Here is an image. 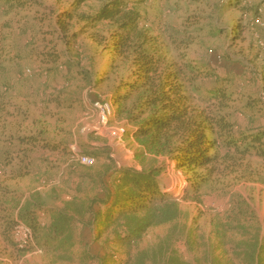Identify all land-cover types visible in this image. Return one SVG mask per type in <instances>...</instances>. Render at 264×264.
Wrapping results in <instances>:
<instances>
[{
	"label": "rangeland",
	"instance_id": "obj_1",
	"mask_svg": "<svg viewBox=\"0 0 264 264\" xmlns=\"http://www.w3.org/2000/svg\"><path fill=\"white\" fill-rule=\"evenodd\" d=\"M101 1L80 6L64 32L60 13L76 0H29L22 7L0 0V264H102L85 259L87 252L98 259L108 253L129 256L132 264L142 258L141 264H251L253 251L263 261L264 158L253 153L239 159L230 153L209 175L206 168L193 172L148 150L133 134L137 123L112 100L124 69L104 77L111 55L93 39L95 29L72 37L84 24L80 14L94 13ZM241 1L148 0L140 10L143 25L162 40H189L191 57L236 76L229 111L254 128L264 124V0ZM55 52L59 60L49 61ZM103 100L112 101L114 113L107 128L97 131L92 104ZM29 136L65 147L52 151L22 140ZM74 147L94 155L96 162H76ZM227 152L221 149L222 155ZM122 167H156L163 192L174 195L154 204V223L130 245L113 241L127 234L120 223L100 232L104 222L94 220L105 208L100 203L77 221L76 243L67 253L61 251L64 259L60 252L36 246L24 250L19 243L23 231L3 235L2 217L15 200L41 203L38 216L47 226L48 210L75 199L88 202L97 195L101 177L111 186ZM201 175L206 178L200 180Z\"/></svg>",
	"mask_w": 264,
	"mask_h": 264
},
{
	"label": "trees",
	"instance_id": "obj_2",
	"mask_svg": "<svg viewBox=\"0 0 264 264\" xmlns=\"http://www.w3.org/2000/svg\"><path fill=\"white\" fill-rule=\"evenodd\" d=\"M27 1L6 0L16 3V7L24 6ZM146 1L102 0L94 13L80 14L84 24L72 34L76 37L85 29H95L93 39L111 55L104 77L124 69L116 78L112 100L121 112L127 111L129 119L137 123L133 134L148 150L173 158L178 167L193 172L206 168L209 175L217 171L222 156L232 157L230 153L239 159L253 153L264 158V124L250 128L248 122L244 125L229 111L236 76L221 74L191 57L187 51L189 40L171 38L167 43L150 31L142 23L140 10V5ZM241 2L235 0V3ZM86 3L89 0H76L72 8L60 13L62 31H68L79 7ZM255 12L258 13L257 8ZM48 58L56 62L59 55L55 52ZM22 140L40 142L44 149L52 151L65 147L48 139L39 140L37 136ZM221 149L228 151L227 154L222 155ZM160 172L156 167L141 171L116 169L110 180L112 185L101 177L97 195L88 202L75 199L64 208L48 210L47 226H42L38 216L43 207L41 203L32 198L15 200L13 197L16 202L7 216L2 217V233L5 237L12 236L16 226L24 223L33 231L32 239L23 244L24 250L36 246L48 252L67 253L76 243L77 221L100 203L105 208L94 214L98 224L104 222L100 232L120 223L127 234L116 236L113 241L130 245L154 223V211L158 207L154 204L174 198L173 194L163 192L157 177ZM205 178L201 175L200 180ZM256 254L257 251L251 252L248 261L264 264L263 258L257 259ZM59 255L64 259V254ZM83 257L102 264H132L129 256L113 253L106 254L103 259L90 252ZM143 261L144 258L137 263Z\"/></svg>",
	"mask_w": 264,
	"mask_h": 264
},
{
	"label": "built area",
	"instance_id": "obj_3",
	"mask_svg": "<svg viewBox=\"0 0 264 264\" xmlns=\"http://www.w3.org/2000/svg\"><path fill=\"white\" fill-rule=\"evenodd\" d=\"M256 23L258 25L262 24L261 17L256 18ZM92 108L94 109L97 116V123L94 124V129H96L97 131L106 129L109 119L114 113V105L112 101L111 100L96 101L95 103L92 104ZM73 150H74L73 159L76 160V162L87 166L93 165L96 162V157L94 155L83 153L81 152V150H76V147H74ZM40 222L42 225L45 224L44 220ZM15 231L17 233L20 231L24 232V237L19 240L20 245L25 244L28 240H31L33 237L32 229L27 225H25L24 223H19L16 226Z\"/></svg>",
	"mask_w": 264,
	"mask_h": 264
},
{
	"label": "bare ground",
	"instance_id": "obj_4",
	"mask_svg": "<svg viewBox=\"0 0 264 264\" xmlns=\"http://www.w3.org/2000/svg\"><path fill=\"white\" fill-rule=\"evenodd\" d=\"M175 189V188H174ZM174 189H172V191H174Z\"/></svg>",
	"mask_w": 264,
	"mask_h": 264
}]
</instances>
